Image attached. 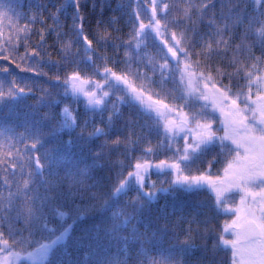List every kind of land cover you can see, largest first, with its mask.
I'll return each mask as SVG.
<instances>
[{
    "label": "snow or ice",
    "instance_id": "1",
    "mask_svg": "<svg viewBox=\"0 0 264 264\" xmlns=\"http://www.w3.org/2000/svg\"><path fill=\"white\" fill-rule=\"evenodd\" d=\"M0 264H264V0H0Z\"/></svg>",
    "mask_w": 264,
    "mask_h": 264
},
{
    "label": "trees",
    "instance_id": "2",
    "mask_svg": "<svg viewBox=\"0 0 264 264\" xmlns=\"http://www.w3.org/2000/svg\"><path fill=\"white\" fill-rule=\"evenodd\" d=\"M19 2L25 6H27L29 3L32 2V0H19ZM113 4H118V3H124V4H127L128 3V0H112ZM128 10L126 9L125 12H127ZM108 14H111V13H106V15ZM127 18V16H125V19ZM63 19V18H62ZM24 21H21V23H23ZM50 23V21H49ZM124 21L122 20L121 21V24H123ZM40 25L37 23L36 24V28H39ZM129 31V28L128 27H124L123 28V31L120 33V35L122 36L123 39L127 40L128 39V36H127V33ZM33 39H37V37H33ZM51 39L48 40V43L51 44ZM49 51H52V49H49ZM123 52V49H121V53ZM109 53H111V49H109ZM72 107H75V104L73 103L72 104ZM83 107L84 105L82 104V107L80 108V114L82 115L83 114ZM152 179H157V177L155 175L152 176ZM163 202V201H161ZM231 217L230 216H225V215H219L217 217V220L222 223L225 219H230Z\"/></svg>",
    "mask_w": 264,
    "mask_h": 264
},
{
    "label": "rangeland",
    "instance_id": "3",
    "mask_svg": "<svg viewBox=\"0 0 264 264\" xmlns=\"http://www.w3.org/2000/svg\"><path fill=\"white\" fill-rule=\"evenodd\" d=\"M82 104H83V102H81V104H80V108L82 107ZM75 107H76V105H75ZM152 178V177H151Z\"/></svg>",
    "mask_w": 264,
    "mask_h": 264
}]
</instances>
